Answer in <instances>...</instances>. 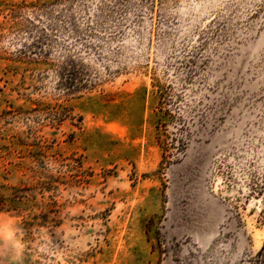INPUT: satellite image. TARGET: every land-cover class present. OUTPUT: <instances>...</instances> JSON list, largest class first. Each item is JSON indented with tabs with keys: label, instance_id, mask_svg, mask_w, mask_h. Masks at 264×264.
<instances>
[{
	"label": "rangeland",
	"instance_id": "rangeland-1",
	"mask_svg": "<svg viewBox=\"0 0 264 264\" xmlns=\"http://www.w3.org/2000/svg\"><path fill=\"white\" fill-rule=\"evenodd\" d=\"M70 1L112 14L38 51ZM9 226L21 264H264V0H0Z\"/></svg>",
	"mask_w": 264,
	"mask_h": 264
},
{
	"label": "trees",
	"instance_id": "trees-1",
	"mask_svg": "<svg viewBox=\"0 0 264 264\" xmlns=\"http://www.w3.org/2000/svg\"><path fill=\"white\" fill-rule=\"evenodd\" d=\"M76 1H70L67 3L52 2L48 4H32L29 7V13L33 19L36 20L42 26V33L38 34L36 43V49L42 52L41 45L43 44L40 39H45L43 32L54 34V36L62 35L66 37V40L73 38L76 42L84 41L89 35L80 29V21H86L88 30H95L96 27H101V22L107 20L112 12L108 7L99 6L96 11L88 17L87 21L82 15L81 10L76 8ZM89 14V13H88ZM86 16V15H85ZM40 31H37L39 33ZM91 37V36H89ZM40 52V53H41Z\"/></svg>",
	"mask_w": 264,
	"mask_h": 264
},
{
	"label": "clouds",
	"instance_id": "clouds-1",
	"mask_svg": "<svg viewBox=\"0 0 264 264\" xmlns=\"http://www.w3.org/2000/svg\"><path fill=\"white\" fill-rule=\"evenodd\" d=\"M20 229L9 226L6 230L0 229V244L11 251V260L14 264H21L23 259L24 245L18 238Z\"/></svg>",
	"mask_w": 264,
	"mask_h": 264
}]
</instances>
